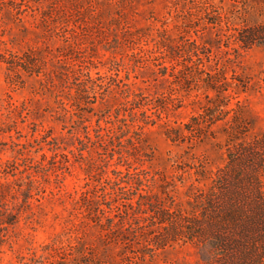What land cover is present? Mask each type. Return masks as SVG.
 <instances>
[{"label":"rangeland","instance_id":"374dc122","mask_svg":"<svg viewBox=\"0 0 264 264\" xmlns=\"http://www.w3.org/2000/svg\"><path fill=\"white\" fill-rule=\"evenodd\" d=\"M257 22L264 0H0V264H203L101 211L137 173L189 207L233 133L264 130V43L236 36Z\"/></svg>","mask_w":264,"mask_h":264},{"label":"trees","instance_id":"16d2710c","mask_svg":"<svg viewBox=\"0 0 264 264\" xmlns=\"http://www.w3.org/2000/svg\"><path fill=\"white\" fill-rule=\"evenodd\" d=\"M236 36L243 47L264 43V22L244 25ZM218 118L208 110L192 116L185 128L188 134L201 136L203 123ZM8 173L0 161V186L9 181ZM196 173L206 175L204 168H197ZM144 177L130 175L126 181L133 183L120 187L122 202L114 206L111 202L109 213L102 209L110 229L137 238L146 234L152 250L173 242L188 243L203 264H264V130L253 135L233 133L223 162L191 192L189 207L152 199L145 192L149 184L143 182ZM8 215L4 221L13 223L16 215Z\"/></svg>","mask_w":264,"mask_h":264}]
</instances>
